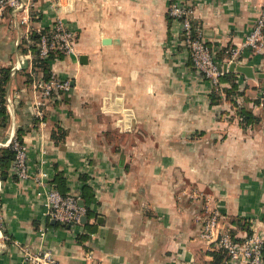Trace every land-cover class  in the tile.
I'll list each match as a JSON object with an SVG mask.
<instances>
[{"label": "crops", "instance_id": "crops-1", "mask_svg": "<svg viewBox=\"0 0 264 264\" xmlns=\"http://www.w3.org/2000/svg\"><path fill=\"white\" fill-rule=\"evenodd\" d=\"M181 1L219 65L237 49V65L251 69L230 73L239 94L226 98L230 83L218 92L194 70L171 0H31L28 23L7 11L0 68H10L11 106L0 144L23 130L31 177L19 180L11 165L0 179V264H22L20 248L49 251L50 264H209L213 245L200 232L213 211L235 239L264 240V50L243 48L263 0ZM57 21L73 33L75 55L56 52L50 74L72 89L37 118L26 83L33 57L22 49ZM241 109L256 121L242 122ZM40 171L47 183L60 174L90 211L85 223L44 215Z\"/></svg>", "mask_w": 264, "mask_h": 264}, {"label": "built area", "instance_id": "built-area-1", "mask_svg": "<svg viewBox=\"0 0 264 264\" xmlns=\"http://www.w3.org/2000/svg\"><path fill=\"white\" fill-rule=\"evenodd\" d=\"M31 0H0V24L3 22L7 11L15 18L20 15L22 23H28V4ZM169 17L180 21L182 31V42L188 51L189 58L194 70L208 79L216 91L220 92V77L224 75L219 70V65L205 39L199 30L192 25L190 16L191 11L182 3L181 0H171L168 9ZM45 28L38 27L37 33H42ZM39 57L47 59L52 52H58L63 56L75 55V38L73 33L61 21H57L50 28L48 33L40 35L36 44ZM243 48L249 49L253 53H261L264 50V0L261 12L256 19L252 30L245 37ZM228 58L224 64H230L238 59L239 51L237 49H227L225 51ZM19 62L12 66V71L19 70ZM227 74V73H226ZM31 89L34 93L32 104L34 115L37 118L43 116L42 108L46 101L52 96L68 93L72 89L69 79L58 78L50 74L48 79L33 78ZM7 110L11 103L5 97ZM260 105H264V94L260 97ZM2 147H11L15 151V159L12 168L19 180L30 179L27 169L26 147L13 133L10 139L0 144ZM47 174L40 171L35 180L46 188L44 198V215L63 226L77 227L81 225V219L85 216L86 209L79 205V197L75 195H61L55 188L47 183ZM1 187H0V253L5 249L8 237L2 231L1 223ZM219 213L213 211L203 222L200 237L208 243H211L216 250H220L225 258L223 263L230 262L233 264H264L263 260V237L251 235L246 237L240 243L233 241L230 235L218 228ZM42 231V230H41ZM23 256L22 264H50L53 262L52 255L49 251L40 253H31L28 249L20 248Z\"/></svg>", "mask_w": 264, "mask_h": 264}, {"label": "trees", "instance_id": "trees-1", "mask_svg": "<svg viewBox=\"0 0 264 264\" xmlns=\"http://www.w3.org/2000/svg\"><path fill=\"white\" fill-rule=\"evenodd\" d=\"M173 19V18H172ZM193 25V23H192ZM43 33H48L47 28L42 31V33H37L36 31L31 32L28 40L24 43L25 48L22 49L23 52L29 50L32 54V71L30 74H26V83L27 85L31 86V82L33 78H43V79H48L50 76V62L53 60L55 53L52 52L50 53L49 57L47 59H41L39 57V51L37 48V43L39 40V37ZM228 56H226V59ZM215 59V58H214ZM217 63L218 61L215 60ZM222 82H228L230 83V88L228 90H224L226 94V98L239 94L237 93L236 89L237 86L235 84L236 81V76L234 74H224L220 77L219 79ZM10 81V68H0V129H4L8 125V120H9V113L7 110V107L5 105V97L7 93V85ZM214 96V95H213ZM213 101H216V98L212 97ZM239 115L241 116L242 122L245 123H252L255 122V118L247 111L241 109L239 111ZM23 133V130H18L17 131V138L19 141H21L20 137ZM22 143V141H21ZM15 159V151L12 150L11 147H0V179L4 180L7 178L9 174V170L11 168V165ZM84 180V177H83ZM50 185L55 188L61 195L66 196L68 195L66 193V188H64V182L60 174H57L53 181L49 182ZM87 195L83 196V201H86ZM86 213L85 216H90V211L87 209L85 206ZM246 237H249L251 233L247 231ZM230 237L233 239V241L240 243L242 240H237L234 238V236L229 233ZM245 237V238H246ZM212 245V244H211ZM263 260H264V247H263ZM210 256L212 257V261L209 264H222L223 259L225 258L224 254L220 250L214 249V247L211 248V251L209 252Z\"/></svg>", "mask_w": 264, "mask_h": 264}, {"label": "water", "instance_id": "water-1", "mask_svg": "<svg viewBox=\"0 0 264 264\" xmlns=\"http://www.w3.org/2000/svg\"><path fill=\"white\" fill-rule=\"evenodd\" d=\"M238 59H236L234 62L230 63V64H223L221 66H219V70L222 71L223 73H240V74H244L246 76L249 77V73H252L251 69H248L246 67H240L237 65ZM250 77H252L250 75ZM79 205L82 206V203L79 202ZM86 221V217H82L81 219V224L85 223Z\"/></svg>", "mask_w": 264, "mask_h": 264}]
</instances>
